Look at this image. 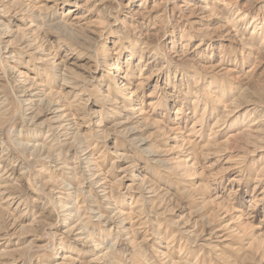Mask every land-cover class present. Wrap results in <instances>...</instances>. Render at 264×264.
<instances>
[{
	"label": "rangeland",
	"instance_id": "obj_1",
	"mask_svg": "<svg viewBox=\"0 0 264 264\" xmlns=\"http://www.w3.org/2000/svg\"><path fill=\"white\" fill-rule=\"evenodd\" d=\"M0 264H264V0H0Z\"/></svg>",
	"mask_w": 264,
	"mask_h": 264
},
{
	"label": "bare ground",
	"instance_id": "obj_2",
	"mask_svg": "<svg viewBox=\"0 0 264 264\" xmlns=\"http://www.w3.org/2000/svg\"><path fill=\"white\" fill-rule=\"evenodd\" d=\"M136 111L138 110V109H135Z\"/></svg>",
	"mask_w": 264,
	"mask_h": 264
}]
</instances>
